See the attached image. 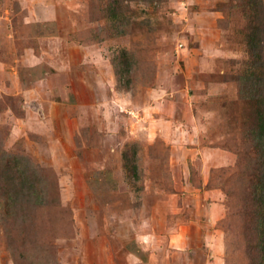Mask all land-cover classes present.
<instances>
[{
    "label": "rangeland",
    "instance_id": "obj_1",
    "mask_svg": "<svg viewBox=\"0 0 264 264\" xmlns=\"http://www.w3.org/2000/svg\"><path fill=\"white\" fill-rule=\"evenodd\" d=\"M243 1L0 0V166L57 196L0 216V264H262Z\"/></svg>",
    "mask_w": 264,
    "mask_h": 264
},
{
    "label": "trees",
    "instance_id": "obj_2",
    "mask_svg": "<svg viewBox=\"0 0 264 264\" xmlns=\"http://www.w3.org/2000/svg\"><path fill=\"white\" fill-rule=\"evenodd\" d=\"M246 5L255 9L254 19L256 23L251 27V33L247 36V45L250 54L253 57V63L249 74L240 75L238 77L240 92L244 97H248L251 103L256 104L254 117L255 125L250 129V136L258 153L257 169L259 170L255 178L258 179L257 185L254 187V200L252 214L255 217L254 230L264 237V71L258 72L257 69L264 68L262 56V42L264 41L261 20L257 18L258 7H262V0H244ZM111 14L116 18L115 8L110 9ZM114 12V13H113ZM255 21V20H254ZM53 25V24H52ZM264 29V25H263ZM121 35L123 33H120ZM258 67V68H257ZM24 116V113H23ZM256 153V154H257ZM8 157L6 167L0 166V177L9 182V190L5 194L6 206L0 204L1 219L16 218L20 212L25 210V205L40 206L46 208L53 202L57 201V196L51 197V189L45 187V179L42 175L43 169L35 165L27 157H16L5 154ZM4 171V172H3ZM134 176H137L136 167L132 168ZM40 183V184H38ZM1 190V189H0ZM2 191V190H1ZM53 192V191H52ZM3 198V197H2ZM34 202V204H32ZM27 210V209H26ZM25 210V211H26ZM24 214V213H23ZM25 218V215H20ZM14 220V219H13ZM262 264H264V239L261 246Z\"/></svg>",
    "mask_w": 264,
    "mask_h": 264
},
{
    "label": "crops",
    "instance_id": "obj_3",
    "mask_svg": "<svg viewBox=\"0 0 264 264\" xmlns=\"http://www.w3.org/2000/svg\"><path fill=\"white\" fill-rule=\"evenodd\" d=\"M81 48H82V47H81ZM84 48H85V47H84ZM85 50H86V49H85ZM34 64H36V63H34ZM29 66H34V67L37 66V67H38V66H39V63L36 64V65H33V63H32L31 65L29 64ZM29 68H31V67H29ZM48 78H49V77L45 78L44 82H45V81H48ZM24 94H26V92H25ZM25 96H26V98H27V95H25ZM27 100H29V98L26 99V104L28 103ZM66 101H70V100H66ZM54 104H55V105H54ZM54 104H53V106H54L55 108H57L56 103H54ZM66 106H68V105H66ZM26 107H27V106H26ZM54 107H53V108H54ZM65 109H67V107H65ZM25 116L27 117V112H26V111H25V115H24V117H25ZM211 207L214 209V211L211 212V213H212V216H213L212 221L215 222V221L218 220L219 217L222 215L223 210H222V208H221V204L218 203V202H217V203H216V202H215V203L213 202ZM212 208H211V209H212ZM215 208H216V209H215Z\"/></svg>",
    "mask_w": 264,
    "mask_h": 264
}]
</instances>
